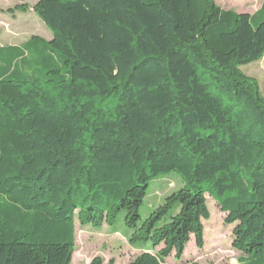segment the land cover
I'll list each match as a JSON object with an SVG mask.
<instances>
[{
    "label": "trees",
    "instance_id": "trees-1",
    "mask_svg": "<svg viewBox=\"0 0 264 264\" xmlns=\"http://www.w3.org/2000/svg\"><path fill=\"white\" fill-rule=\"evenodd\" d=\"M32 8L52 38L0 45V264H72L76 220L120 215L133 244L161 247L127 264L180 260L204 246L208 195L236 224V264H264V93L241 69L264 57V0ZM166 178L179 187L151 206Z\"/></svg>",
    "mask_w": 264,
    "mask_h": 264
},
{
    "label": "rangeland",
    "instance_id": "rangeland-1",
    "mask_svg": "<svg viewBox=\"0 0 264 264\" xmlns=\"http://www.w3.org/2000/svg\"><path fill=\"white\" fill-rule=\"evenodd\" d=\"M39 0H0V45H21L33 36H40L46 40L52 38V33L45 23L34 13L33 5ZM224 9H231L240 13L254 14L261 6L262 0H216ZM27 4L28 10L15 9L18 5ZM264 20V12L256 17L255 23ZM244 74L258 82L264 93V57L261 61L243 66ZM179 177V175H177ZM163 189L156 191L150 198L149 204L156 206L162 198L179 187L178 181L166 178ZM211 217L204 220L205 236L203 248H198L193 236L187 245L184 257L177 260L175 253L166 259L167 264H184L198 262L199 264H236L241 253L234 250L233 228L236 224L225 221L224 213L217 201L207 196ZM145 215V206L141 208ZM78 216V215H77ZM131 230L126 227L123 215L117 219L115 226L104 223L101 227L81 225L76 220V241L72 264H91L95 257H101L104 264H127L143 251L152 250L151 242L135 245L131 242ZM157 247L153 252H157Z\"/></svg>",
    "mask_w": 264,
    "mask_h": 264
},
{
    "label": "crops",
    "instance_id": "crops-1",
    "mask_svg": "<svg viewBox=\"0 0 264 264\" xmlns=\"http://www.w3.org/2000/svg\"><path fill=\"white\" fill-rule=\"evenodd\" d=\"M263 1V0H262Z\"/></svg>",
    "mask_w": 264,
    "mask_h": 264
},
{
    "label": "water",
    "instance_id": "water-1",
    "mask_svg": "<svg viewBox=\"0 0 264 264\" xmlns=\"http://www.w3.org/2000/svg\"><path fill=\"white\" fill-rule=\"evenodd\" d=\"M243 13V12H242Z\"/></svg>",
    "mask_w": 264,
    "mask_h": 264
}]
</instances>
